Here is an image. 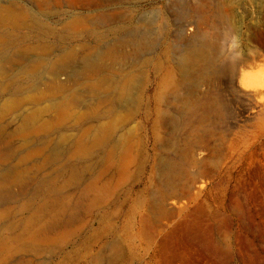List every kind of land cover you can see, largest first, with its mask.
<instances>
[{
    "label": "rangeland",
    "instance_id": "374dc122",
    "mask_svg": "<svg viewBox=\"0 0 264 264\" xmlns=\"http://www.w3.org/2000/svg\"><path fill=\"white\" fill-rule=\"evenodd\" d=\"M180 1L0 0L1 10L20 16L17 26L0 28V178L8 171L23 176L20 183L0 185V244H23L5 263L112 264L109 257L119 249L114 264H264V130L257 128L264 103L239 90L230 73L216 74L202 89L217 92L221 105L212 116L214 138L208 143L200 137L195 157L207 160L206 145L227 154L235 146L233 167L219 180L200 177L204 188L192 202L179 192L171 196L181 208L169 199L168 216L148 207L158 189L154 162L164 132L157 117L180 29L171 13ZM227 1L223 12L238 21L222 30L235 29L246 48L264 50V13L255 12L253 0ZM149 18L157 44L144 55L128 56L119 41ZM184 24V34L192 36L196 18L189 14ZM88 63L94 68L86 69ZM129 78L139 85L121 94ZM28 120L36 128L21 134ZM103 129L106 147L89 155L75 150ZM186 135L182 131L179 140ZM127 143L136 160L127 174L119 179L112 171L102 180L109 181L104 193L92 201L82 196L96 179L98 159L109 151L121 159ZM44 199L61 201L57 213L38 209ZM77 202L74 222L46 232L45 246L28 239L25 225L36 228L55 213L64 219Z\"/></svg>",
    "mask_w": 264,
    "mask_h": 264
},
{
    "label": "bare ground",
    "instance_id": "6f19581e",
    "mask_svg": "<svg viewBox=\"0 0 264 264\" xmlns=\"http://www.w3.org/2000/svg\"><path fill=\"white\" fill-rule=\"evenodd\" d=\"M184 1L178 2V5H176L178 6V9H173L171 13L172 17H175L180 23V29L175 36L176 40L172 48V71L167 73L165 81L168 84L161 92V103L163 107L158 112L157 117V125L164 132V135L163 137H158L156 146L160 152L157 153L154 162V168L156 171V184L158 189L154 193L151 192L148 200V207L158 217L168 216L170 214L165 208V204L166 201L172 198L171 196L179 192L187 199V201H194L198 195L201 194L204 188V185L202 184L203 182L200 184L198 183V179L200 177L219 180L225 174V172L233 167L235 163V146L230 147L227 154L222 153L218 147L216 148L214 146L206 145L205 149L208 151V158L206 161L205 159L203 160L204 163L199 162L196 159L195 152L197 151L195 150L198 149L196 147H200L198 144L201 142V140L203 142V139L200 137L204 136L206 139L205 141L208 143L213 140V130L211 129L212 116L219 113L221 105V99L218 98L219 94L216 95L217 92L214 94V91L210 90L203 91V87L210 85V82L216 74L223 73L224 75L226 72L233 75V78H236L235 66L225 63L224 58L221 55L220 40L222 38V34L224 33L222 26L225 28L231 23V21L237 22L238 20L235 17L231 18L227 15V13L223 12V8L228 2L227 0L224 2L221 0H212L211 3L207 4H204L203 0H192L189 3L187 2L188 0L185 2ZM252 4L255 7V12L257 14L264 13V11L260 12L261 8L264 7V0H253ZM189 14L196 18V29L192 36H186L184 34V29L187 26L185 25L187 22L185 24L184 22ZM152 21V18H149L144 22H141L136 30L128 32L125 37L119 41L118 45L126 49V54L128 56L144 55L148 50L152 49L157 44L158 39L155 36L154 30L152 29V25L154 24ZM19 22L20 16L17 13L9 9H0V28L7 24L12 28V26H17ZM230 30L232 32L236 31L235 29ZM262 47H264V42H262ZM13 58L14 57H11L9 59L12 60ZM62 63L63 62L60 61L57 66ZM85 68L93 69L94 66L92 63H88L86 64ZM214 82H216V80L213 81V83ZM138 85L139 84L136 80L129 78L122 83L120 92L121 94H127L129 91L137 89ZM28 121L21 129V134L25 133L27 130L36 128L31 120L29 122ZM257 128L258 130H264V121L260 122L257 125ZM184 130L187 134V137L185 140L181 141L179 140V134ZM107 131V129L97 131L88 139V141L78 144L75 150L79 154H90V152H92V150L95 148L100 150L106 147ZM220 142H223V139H220ZM68 150L66 149V154ZM170 153L173 156L176 155L177 158L174 159L173 157L172 159L170 157L171 155H169ZM135 161L136 160L132 152V146L129 143L124 146L121 159L115 160L111 151L105 153L97 161L99 169L97 171V176H95L96 179H92L93 181L91 183L88 182L89 185H87L81 191L82 193H80L82 196L87 197V199L89 198L90 201L96 199L101 193H104L109 188V181L103 183V178L107 179V176L112 171H115L117 175L116 177L120 179L122 176L127 174L129 166L134 164ZM202 163L206 170L201 168ZM76 174L78 175V171ZM72 179H74V177ZM22 180L23 176L21 173L19 174L14 171H8L1 176L0 185H2V183L5 181H11L15 183L19 181L20 183ZM62 186L65 187V185ZM116 186L117 185H115V187ZM3 200L4 199H2V201ZM172 200L174 199L172 198ZM172 200L170 201V205L178 208L177 205H179V203ZM90 201L89 204L91 203ZM60 202L61 201L59 199H44V202L39 205L38 209L50 213L53 211L56 212V210L59 209H57V207L60 205ZM66 203L67 202H65V205ZM7 206L8 205H6V207ZM78 208V202L72 203L68 208L70 213H68L64 219H59V217L57 218L56 216L58 215H56V212L55 217H47L48 219L45 222L43 221L44 223L42 222V225L36 228H31V225L28 224L22 229L28 234V239L31 241L37 239L35 240L36 242L39 241L41 245L45 246L48 239L45 236V234H47L46 232L50 230L52 231V229L56 228L57 226H61L63 224L65 225L70 221L72 222V218L75 216V211ZM66 209L67 208H65V210ZM61 213L62 212H60V214ZM61 217H63V215ZM13 224L17 223L15 222ZM63 230L64 229H62V231ZM221 241L225 243L224 239ZM18 243H16L14 246H9L5 243L0 244V264H31L30 259L29 261H26L27 259L25 261L19 259L13 263H5L3 258L11 256L14 252V249L21 248L23 245ZM229 251V245L225 243V247L223 248L222 252L228 253ZM119 254V249H114L112 251L109 257V260L112 264L116 262Z\"/></svg>",
    "mask_w": 264,
    "mask_h": 264
},
{
    "label": "clouds",
    "instance_id": "9594fccd",
    "mask_svg": "<svg viewBox=\"0 0 264 264\" xmlns=\"http://www.w3.org/2000/svg\"><path fill=\"white\" fill-rule=\"evenodd\" d=\"M220 52L225 63L235 66L238 89L251 92L264 103V50L246 48L238 34L225 31L220 40Z\"/></svg>",
    "mask_w": 264,
    "mask_h": 264
}]
</instances>
